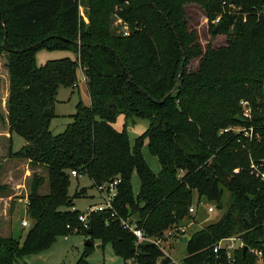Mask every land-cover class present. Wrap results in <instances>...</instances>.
Segmentation results:
<instances>
[{"label":"trees","instance_id":"1","mask_svg":"<svg viewBox=\"0 0 264 264\" xmlns=\"http://www.w3.org/2000/svg\"><path fill=\"white\" fill-rule=\"evenodd\" d=\"M205 6L210 29L216 27L226 40L202 51L188 30L182 0H0L9 140L12 132L25 140L18 151H12L10 142L9 151L31 166L44 167L49 185V192L39 193L44 179L33 173L26 210L31 224L21 242L0 236V264H25L20 262L23 254L47 246L56 234L83 231L88 236V229L91 239L111 240L124 261L177 264L149 241L136 245L121 219L134 221L146 237L171 229V237L182 238L186 235L177 223L192 217L188 207L194 193L222 213L186 236L184 261L216 264L212 246L221 238L238 237L262 251L264 264V180L249 169L251 159L262 162L264 169V0H208ZM112 16L122 22L116 31ZM40 48L71 50L76 59L61 57L37 65ZM194 58L198 65L190 70L187 65ZM77 68L85 77L89 104L78 100L72 121L63 132L52 134L57 89L76 86ZM241 99L251 109L244 121L235 119L241 116ZM118 114L149 121L132 147L124 130L112 125ZM229 126L252 127L254 134L219 133ZM143 138L160 162L158 174L143 158ZM134 169L140 179L136 198L129 180ZM72 170L75 177H89L95 187L120 179L114 215L109 209L91 212L84 227L78 218L83 212L60 209L73 203L67 193ZM218 258L227 264L222 251ZM76 264L89 263L80 259ZM233 264H256V258L240 248Z\"/></svg>","mask_w":264,"mask_h":264},{"label":"rangeland","instance_id":"2","mask_svg":"<svg viewBox=\"0 0 264 264\" xmlns=\"http://www.w3.org/2000/svg\"><path fill=\"white\" fill-rule=\"evenodd\" d=\"M85 0H82L84 2ZM208 0H182V8L184 17L187 21L189 31L196 36L202 51L207 46L215 47L223 45L226 40L225 34L213 32L208 23L209 16L206 13L205 3ZM80 13L85 23L88 22L87 9L80 7ZM121 19L111 17V27L117 30L120 27ZM123 26V25H122ZM122 28V27H121ZM114 31V32H115ZM117 33V32H115ZM61 57H69L75 60L76 54L71 50L56 49L48 50L40 48L35 54L37 65L44 64L49 59H57ZM198 58L192 59L187 68L196 69ZM77 86L60 85L57 89L54 101L55 116L50 120L49 129L52 134H59L64 131L67 124L72 121V114L75 113L76 103L82 100L84 104L89 103V96L86 92L83 74L80 68L76 71ZM262 93L264 99V79L262 84ZM8 95V71L5 65V58H0V236H12L23 240L27 226L21 224L23 219L27 220L28 225L31 219L27 215L28 195L30 192V183L33 173L39 174L44 181L38 188V192L43 194L49 192L47 181V171L42 166H31L30 163L23 158L13 156L9 151L11 142L12 151H18L25 144L24 138L17 132H12L9 140L8 125L6 122V100ZM112 125L115 129L124 132L130 142V146L135 145L137 138L141 137L149 125V121L145 117L131 116L125 118L123 114H118ZM140 150L145 162L154 174L160 172V162L149 149L148 140L143 138ZM130 184L134 197L139 193L140 179L136 170L130 173ZM80 190L83 192L75 195ZM67 193L73 198V203L69 206L63 205L62 210L77 209L78 212H85L90 206L97 204L101 200L98 188L92 184V181L86 175L70 176V184ZM226 198V194L224 195ZM193 203H196V193L193 195ZM142 201H138L141 205ZM212 205L213 203H206ZM222 210L214 208L211 213L203 212L202 205L196 209V213L192 217H184L179 221V230L186 236L190 237L193 233L201 229L209 222L215 221L220 217ZM7 230V231H6ZM86 235L83 231L70 232L65 234H56L52 241L45 247L26 252L22 256L21 263L25 264H76L80 259H84L89 264L104 262V264H128L124 261L121 254L114 249L111 240L102 242L99 238L92 239V245L84 244ZM165 254L177 264H190L184 261L185 243L180 237H169L164 239L161 244ZM256 264H259L256 262Z\"/></svg>","mask_w":264,"mask_h":264},{"label":"built area","instance_id":"3","mask_svg":"<svg viewBox=\"0 0 264 264\" xmlns=\"http://www.w3.org/2000/svg\"><path fill=\"white\" fill-rule=\"evenodd\" d=\"M229 7H231L232 9H238L235 5L229 4ZM262 12L264 13V8L262 9ZM219 20V16H217L213 22L216 23ZM245 20V18H244ZM123 34H127V27L126 25H123L122 29H121ZM83 80L85 82V77L83 75ZM77 86V83L74 84ZM240 107H241V117L245 120L246 118L249 119L251 117V109L249 106V103L247 100L245 99H241L239 101ZM242 131L243 135L251 138L253 133V128L252 127H226L224 129H221L219 131V133H222L223 131ZM255 137L259 138V135L257 132H255ZM262 162H256L254 160H250L249 162V169L251 171V173H255L256 176H259V178L261 180H264V169L262 168ZM238 169L236 168L235 171H237ZM71 175L75 176L77 175L75 170L71 171ZM120 179L119 178H114L113 180L106 182V183H101L99 185H97V188L99 190V192L105 193L101 195V200L99 203L94 204L92 206H90L89 208H87V210L81 214L78 215L79 220L83 223L84 227H87V216L91 213V212H99V211H104V210H111V215L115 214V210H114V206H113V200L116 196V186L119 183ZM199 205H202L203 208V212H207V213H211L214 210V207L212 205H206L202 200H198L196 199V203H192L189 205L188 207V213L189 215H194V213H196V209ZM189 216H186V218H188ZM22 226L26 227L28 226V222L27 220L23 219L21 221ZM121 224L125 227L128 228L133 235L135 236V244H139L143 241H149L151 243H153L154 245L161 247L162 241L164 239H167L171 236L172 230H168L166 231L163 235L158 236V235H154V236H148L146 237L143 230L137 226V224L134 221H130L128 219H121ZM177 229L181 230L182 227H178ZM243 245H245L242 240L238 237H225V238H221L219 239L213 246H212V251L215 254V256L217 257V261L216 264H223L222 260H220L218 258V254L219 252H223L224 253V261L227 264H233L234 262V252L237 249H240L243 247ZM163 249V248H162ZM248 251H250L251 253H253L255 255L256 258V262L259 264H262V251L260 249H255V248H249L247 246ZM125 261H128V264H138L137 261H135L133 258H129ZM96 264H104V262H99Z\"/></svg>","mask_w":264,"mask_h":264},{"label":"water","instance_id":"4","mask_svg":"<svg viewBox=\"0 0 264 264\" xmlns=\"http://www.w3.org/2000/svg\"><path fill=\"white\" fill-rule=\"evenodd\" d=\"M213 32H216V27L213 28ZM174 33H175V31H174ZM5 36H6V29L4 28V37H5ZM176 38H177L178 43H180V41L178 40V37H177V36H176ZM180 49L182 50V47H180ZM183 60H184V57H183ZM183 66H184V63H183V61H182V62L180 63V65H179L177 80L179 79V77H180V75H181V73H182ZM129 79H130V78H129ZM174 89H175V86L170 90V92H168V93L166 94V96L164 97V99H165V98H166L171 92H173ZM235 119H237V120H239V121H244V119H243L241 116H239V115H237V116L235 117ZM87 234H88V236H86V240H85L84 244H85L86 246H90V245H92V239H91V237H90V229L87 230ZM181 241L185 243V242L187 241V237H186V236H183V237L181 238ZM246 249H247V245H243V247H242V253H244V252L246 251Z\"/></svg>","mask_w":264,"mask_h":264},{"label":"crops","instance_id":"5","mask_svg":"<svg viewBox=\"0 0 264 264\" xmlns=\"http://www.w3.org/2000/svg\"><path fill=\"white\" fill-rule=\"evenodd\" d=\"M81 7V6H80ZM89 104V103H88ZM7 231V230H6ZM4 237H6V236H4Z\"/></svg>","mask_w":264,"mask_h":264}]
</instances>
